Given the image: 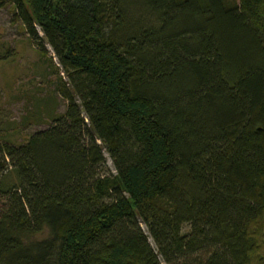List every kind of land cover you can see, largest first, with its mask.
<instances>
[{"label":"trees","instance_id":"trees-1","mask_svg":"<svg viewBox=\"0 0 264 264\" xmlns=\"http://www.w3.org/2000/svg\"><path fill=\"white\" fill-rule=\"evenodd\" d=\"M8 1L66 105L0 138V264H264V0Z\"/></svg>","mask_w":264,"mask_h":264},{"label":"rangeland","instance_id":"rangeland-1","mask_svg":"<svg viewBox=\"0 0 264 264\" xmlns=\"http://www.w3.org/2000/svg\"><path fill=\"white\" fill-rule=\"evenodd\" d=\"M0 2V57L8 53L0 60V138L19 144L45 129L52 116L64 111L66 101L55 91L57 76L28 41L11 3Z\"/></svg>","mask_w":264,"mask_h":264}]
</instances>
